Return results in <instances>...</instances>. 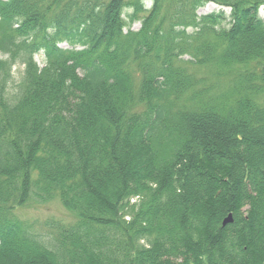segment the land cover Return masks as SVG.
<instances>
[{
  "label": "trees",
  "instance_id": "trees-1",
  "mask_svg": "<svg viewBox=\"0 0 264 264\" xmlns=\"http://www.w3.org/2000/svg\"><path fill=\"white\" fill-rule=\"evenodd\" d=\"M263 6L0 0V264H264Z\"/></svg>",
  "mask_w": 264,
  "mask_h": 264
},
{
  "label": "rangeland",
  "instance_id": "rangeland-1",
  "mask_svg": "<svg viewBox=\"0 0 264 264\" xmlns=\"http://www.w3.org/2000/svg\"><path fill=\"white\" fill-rule=\"evenodd\" d=\"M147 6H150V0H146ZM221 8L218 7L215 4L209 3L205 7L201 8L198 11V15H204L210 12H218L220 11ZM225 11V13L228 15L229 10L228 9H222ZM260 16L264 19V6L260 9L259 12ZM140 29V23H134L131 26V30L133 31H138ZM62 48H67L66 44H61L60 45ZM186 57L185 59H187ZM36 61L40 65V67L43 66V60L40 56H36ZM12 77H13V85L15 86L19 80L21 79L22 72H23V65L20 63H17L16 65L13 66L12 68ZM132 202H136V200H131ZM16 215L34 225L36 229H42V226L44 225L45 222L49 220H64V221H69L71 218L68 214V212L64 209L62 206L61 202L59 201L58 198H54L50 200L47 203H44L42 205L40 204H35L31 203L28 206L24 208L18 209L16 212Z\"/></svg>",
  "mask_w": 264,
  "mask_h": 264
},
{
  "label": "water",
  "instance_id": "water-1",
  "mask_svg": "<svg viewBox=\"0 0 264 264\" xmlns=\"http://www.w3.org/2000/svg\"><path fill=\"white\" fill-rule=\"evenodd\" d=\"M233 219H232V215L229 214L222 222V226H226L227 224L232 223Z\"/></svg>",
  "mask_w": 264,
  "mask_h": 264
}]
</instances>
